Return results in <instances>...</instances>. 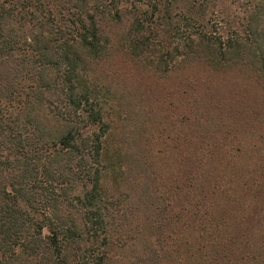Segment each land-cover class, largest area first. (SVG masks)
<instances>
[{
  "label": "trees",
  "instance_id": "1",
  "mask_svg": "<svg viewBox=\"0 0 264 264\" xmlns=\"http://www.w3.org/2000/svg\"><path fill=\"white\" fill-rule=\"evenodd\" d=\"M194 63L263 71L264 0H0V264H112L142 238L122 241L141 218L132 205L158 242L174 236L160 257L256 264V205L232 217L238 193L224 187L221 143L189 161V174L177 162L175 181L186 179L165 198L141 182L146 109L123 67L160 78Z\"/></svg>",
  "mask_w": 264,
  "mask_h": 264
},
{
  "label": "rangeland",
  "instance_id": "2",
  "mask_svg": "<svg viewBox=\"0 0 264 264\" xmlns=\"http://www.w3.org/2000/svg\"><path fill=\"white\" fill-rule=\"evenodd\" d=\"M241 17L240 11L234 8L229 19L240 25ZM202 65L194 63L177 74L160 78H139L133 72L136 68L130 64L123 67L125 72L128 68L124 76L126 84L130 86L135 81L139 98L146 109L145 125L139 131V135L145 138L139 144V149L148 163L145 172H141L144 174L141 182H145L147 189H155V194L160 198H165L169 194L166 190L174 186L183 187L186 179L183 175L189 174V161L204 157L209 143H221L216 157L221 159L218 169L226 175V186L221 184L228 191L233 190V196L238 193L232 217L236 212L235 220L238 217L242 218L238 221L248 219L241 208L248 204L247 200L253 205L255 202L256 207L249 219L253 217L257 220V231L253 238L250 236V241L257 239L258 247L247 248V253L253 251L256 264H264V70H253L240 63L229 71L213 72ZM128 101V97L123 99L125 103ZM135 137L138 139V133ZM233 151L237 157L231 159L228 154ZM201 152L204 153L201 155ZM177 162L184 164L181 171H185L181 179L175 181L174 166ZM196 166V169H200L202 163ZM169 199L171 201V197H168L165 202L170 206ZM132 206L135 209L134 217L141 218L135 228L128 227L122 241L128 239L131 243L129 239L136 235L142 238L128 244L131 246L115 251L112 264H151L155 257V264H178L173 255L165 253L160 257L158 254L166 250L165 245L172 243V246H176L170 232L173 230L161 225L164 232H169L171 236L166 235L158 242L151 235L154 231L149 226L148 214L141 209V205ZM258 224L262 229H258ZM239 229L242 234L249 231L246 230L247 225L239 226ZM145 245L147 249L143 251ZM154 246L158 250L151 255L150 248Z\"/></svg>",
  "mask_w": 264,
  "mask_h": 264
}]
</instances>
